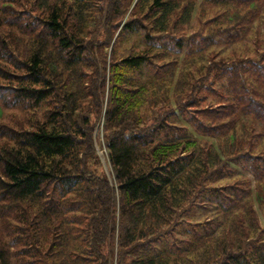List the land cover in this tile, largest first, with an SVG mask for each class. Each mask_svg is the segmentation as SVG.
Returning <instances> with one entry per match:
<instances>
[{
    "label": "trees",
    "instance_id": "obj_1",
    "mask_svg": "<svg viewBox=\"0 0 264 264\" xmlns=\"http://www.w3.org/2000/svg\"><path fill=\"white\" fill-rule=\"evenodd\" d=\"M133 1L0 0V264H264L245 221L247 175L264 203V50L188 72L241 43L264 0ZM196 4L225 11L177 37ZM141 30L165 62L119 52ZM186 222L194 260L148 254Z\"/></svg>",
    "mask_w": 264,
    "mask_h": 264
},
{
    "label": "rangeland",
    "instance_id": "obj_2",
    "mask_svg": "<svg viewBox=\"0 0 264 264\" xmlns=\"http://www.w3.org/2000/svg\"><path fill=\"white\" fill-rule=\"evenodd\" d=\"M137 0H134L132 3V7L134 5V3ZM198 1H202V0H198ZM229 11H232L233 8L230 7L228 8ZM227 10V11H228ZM225 11V9L221 8L220 6H208L207 8H201V5L196 4L195 8H194V12L191 16L190 19V24L188 26H179V28L182 29L183 32H179L176 34L177 37L180 36H190V35H195L198 34L199 35H204L206 33V31L208 30V28L212 25L209 24V19L214 18L217 15H222V13ZM146 24V23H145ZM248 32L246 33V35L243 36V40L241 41V43L239 44H223V39H218L217 40V45H215L212 48H204V50H202V59H197L199 57H197L193 64L190 66L188 72H189V77L190 76H194L195 72V68L196 67H200V65H205L206 61L205 58L207 59L209 57L210 53L215 54V58H220V57H224V58H243V57H247V58H253L255 57L256 54L260 53L262 50H264L263 46H258V44H256V42L260 41H256V37L258 36L259 39L261 38L262 34L264 33V15H262V17L258 20V21H254L253 23L249 24L248 26ZM171 30H169V32H167L166 34H159V35H153L154 39L152 40L153 43H155L156 46L161 45L162 43H164L165 41L168 42V38L166 36H162V35H168V34H172V32H170ZM256 31L259 32V35L256 34ZM204 45L202 44L201 47H203ZM152 47V43L149 42V40L146 38V34L144 30H141L139 32V34H131L128 35L120 44V46H118L119 52H124V51H129L130 53H146V55H149L150 57H154V61L156 64H161L165 61H158V58L163 54V52L160 49H154L151 48ZM107 51H109L107 49ZM185 48H183L181 50L180 55H178V59L181 60L184 53H185ZM253 55V56H251ZM149 70V68H148ZM219 100H212L210 97L207 98L206 101H204L201 104V107H206L207 105H214V104H218ZM102 125L103 122L100 120L97 122V124L95 125V133H96V141H97V147H96V151H97V156L100 159L101 165L104 169V171L108 174L109 176V170L107 167V163H106V150L105 148H103V146H100V143H102V139H101V133L100 131H102ZM259 127H256V130H258ZM248 179H250L251 181L249 182L250 184V188L253 190L252 191V195L250 198V202L253 206V209L256 213V218L257 220L254 221L253 218H249V216L247 215L245 221H246V225L251 229L252 232H255L256 234H260L262 235V238L264 240V203L263 204H258L255 200V190H256V183H254L253 178L251 175H247ZM242 211H244L242 209ZM199 215H204L202 218L204 219L205 217L210 216L211 214L208 213L207 211L204 210H200V212L198 213ZM200 217V216H199ZM245 225V226H246ZM193 227L189 226L186 222V224H183L181 227L176 228L175 230H172L170 233L171 235L169 236H165L163 238H160L158 241H156L151 247L147 248V252L150 255L155 256L157 253L160 255L161 254V258L165 257L164 254H167L169 252H171L172 254H174V256H177V258H184L185 256L189 255V259L194 260V257H192L191 253H193L195 251V247L191 246V240H192V236H193ZM230 232H235L233 229H230ZM238 234L240 233H235L232 234V236H226L224 238V236H220V238L225 242L228 243L229 241H227V239H229V237H231L230 239H232V242H234L236 239H238ZM202 243L198 244V253L202 252L204 250V248L207 246V244H205L204 246H201ZM200 247V249H199ZM185 252H188V254H186ZM195 255V254H194ZM198 258V257H197ZM189 261V260H188Z\"/></svg>",
    "mask_w": 264,
    "mask_h": 264
}]
</instances>
